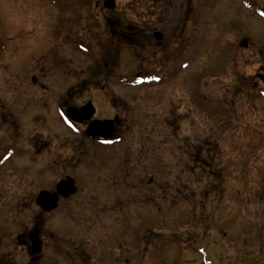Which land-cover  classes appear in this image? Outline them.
I'll list each match as a JSON object with an SVG mask.
<instances>
[{"label":"rangeland","instance_id":"1","mask_svg":"<svg viewBox=\"0 0 264 264\" xmlns=\"http://www.w3.org/2000/svg\"><path fill=\"white\" fill-rule=\"evenodd\" d=\"M241 1L115 0L107 10L103 0H0V45L19 50L0 54L1 102L38 103L26 89L8 90L6 78L42 57L40 102L90 101L99 118L121 120L110 147L78 138L75 169L63 127L61 172L46 159L40 174L19 176V190L2 175L1 194L18 198H33L44 174L74 180L77 193L47 217V246L73 240L87 264H103L104 249L110 263L120 255L125 264H264V96L261 84L242 86L249 69L264 73V22ZM109 20L113 33L140 23L162 32L160 48L108 40ZM241 37L255 48L242 49ZM48 251L42 264H58Z\"/></svg>","mask_w":264,"mask_h":264},{"label":"flooded vegetation","instance_id":"2","mask_svg":"<svg viewBox=\"0 0 264 264\" xmlns=\"http://www.w3.org/2000/svg\"><path fill=\"white\" fill-rule=\"evenodd\" d=\"M260 2L261 3H259L257 0H242L241 9H246L247 14H249L253 19L264 22V0H261ZM107 23L105 24V27H107L108 33L110 31V34H108V36L110 35L108 40L118 39L122 42H130V40L135 37L137 42H142L143 40L148 42L145 46L146 50L153 47L160 48L161 46V42L163 40L162 32H158L157 30H152L149 28L145 30V28H142L141 23L139 26L135 24V26H125V28L124 26L120 27L115 33H113L114 30L111 29L113 25L110 23V20ZM111 30L113 33L112 35ZM157 33L160 34L159 38ZM241 39L242 40L240 41V44L242 49L246 50L252 48L253 50L255 48L253 47L254 44L252 43L251 38L246 37L244 39L241 37ZM253 42L255 43V41ZM230 44L229 47H231ZM142 48L143 47L141 46L140 49L142 50ZM8 49L10 52L9 56L12 55L10 59L13 56L19 54V50L14 48L13 45L8 46V48L7 45H0L1 58L4 57V53L8 52ZM188 51H190L189 47H187V50L184 49V57ZM231 51H233V53L234 51L238 52V47H231ZM258 54L264 56V46L263 49L259 50ZM235 56L232 53L229 56L232 62ZM26 65V70L23 75L16 76L14 73L9 74L8 78H6L7 89L14 92L18 91V89H26L27 91L32 92L35 99L38 98V103L36 102L34 106H28L20 102L13 103L10 101H0V181L3 182L1 179L3 174H5V177L10 175L8 178H11V183L13 181L14 184L12 183V186H18L15 188L13 187V190L20 189L21 179L19 176L22 175L23 172L30 176L36 170L38 171V174L42 172V169L45 170L46 159H49L50 161L49 168L55 171L59 170L61 172L62 168L64 167L62 166L61 153L63 143L66 138L64 137L61 130L63 127L70 133L71 136L70 143L72 151V169L77 168L79 164L80 151L78 150L79 146H77L76 142L78 138H83L84 141L82 140V143H86L89 146L91 145L94 148L97 146L98 148L103 149L110 147L113 144L117 132L121 129V120L119 116L113 115L108 119L99 118L97 107L93 105L92 108L94 109V113L89 121L84 120L82 122H76L67 117L68 109H73L78 115L80 113V109L90 101L81 105H74L68 104L66 100H58L57 106H46L44 103L40 102L46 90L44 80L45 62L43 61L42 57H39L38 59L30 58V60L26 62ZM107 66L108 65L105 64L104 67L106 68ZM260 66L263 67L262 64H260ZM250 70L251 69H249L247 72L248 74L245 76V80L243 79L242 81L243 89L247 92H253L255 83H258L261 84L262 88L259 94L264 96L263 71H259L257 73L252 72L251 74ZM13 99L17 100V98L14 97ZM52 116L56 122H51L50 118ZM95 120H107L114 122V131L110 138L101 139L97 136L90 138L86 135V129L88 125ZM37 127L39 129H43L44 131L41 130L42 133L40 132L38 134L30 135L29 131L32 128L36 130ZM79 127L82 131L81 135L78 134ZM45 129L46 131H51L52 136L43 134ZM47 138L51 139L48 140ZM47 155H49V158ZM81 155H84V153L81 152ZM98 155H100V152L96 150L95 156ZM119 178L120 177L117 179V177H115L113 178V181L115 182L117 179L116 181L120 183L121 179ZM69 179L73 181L75 186L74 180L69 176L63 178L60 176L58 180L52 181L47 179L44 174L37 180L40 182L38 184H41V189L33 198H18V195L16 196V194H1L2 190H0V264H42L47 258V254L49 252L52 254L51 251H48L52 248L55 249V258L57 259L56 263L58 262V264H87V261H84L83 258V255L86 252H83V254L80 256L78 253V248L74 246L73 240H70L69 243L65 244L62 239H57L53 244L55 247L50 248L47 246L48 237L44 235L46 234L45 225L47 217L58 212L62 203L67 202L70 197L77 193V191L75 194L69 195L66 198L59 194L55 208L50 211L41 209L36 203V197L40 192L55 193L57 186L61 182L67 181ZM47 185L53 188L48 189L46 188ZM118 201L122 202L121 200ZM31 209L34 212L32 218L30 217L31 215H29ZM3 212H6V214H2ZM134 218H138L139 223V221L142 219V216L139 215L135 216ZM123 222L127 224L128 221L124 219ZM126 224H124V226H127ZM129 228L131 227L129 226ZM134 230H137V228ZM150 242H152V240ZM69 244L70 246H68ZM120 245L118 247L119 250H121ZM106 250L104 249L105 253L101 254L103 264H105L104 255L107 256L106 264L126 263L125 260L123 262L121 261L120 255H118L116 259H112V263H110V249ZM86 255L88 256L87 253Z\"/></svg>","mask_w":264,"mask_h":264},{"label":"water","instance_id":"3","mask_svg":"<svg viewBox=\"0 0 264 264\" xmlns=\"http://www.w3.org/2000/svg\"><path fill=\"white\" fill-rule=\"evenodd\" d=\"M103 6L109 10H113L115 8V0H103ZM158 38L160 37L159 33H157ZM94 109L92 108V104L88 102L80 109V113L77 115L73 109L67 110V117L76 122H82L84 120L89 121L93 116ZM117 121V119H116ZM115 121V122H116ZM113 121H93L91 122L87 129L86 135L90 138L95 136L100 137L101 139L110 138L114 131ZM76 192V188L72 180H67L61 182L57 188L55 193L48 192H40L36 197L37 205L46 211H50L55 208L59 194L62 197L66 198L69 195H72Z\"/></svg>","mask_w":264,"mask_h":264}]
</instances>
